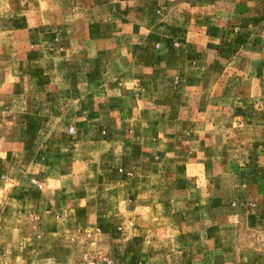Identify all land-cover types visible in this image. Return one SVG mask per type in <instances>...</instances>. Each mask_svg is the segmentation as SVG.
Returning <instances> with one entry per match:
<instances>
[{"label": "crops", "instance_id": "obj_1", "mask_svg": "<svg viewBox=\"0 0 264 264\" xmlns=\"http://www.w3.org/2000/svg\"><path fill=\"white\" fill-rule=\"evenodd\" d=\"M104 259L264 264V0H0V264Z\"/></svg>", "mask_w": 264, "mask_h": 264}, {"label": "built area", "instance_id": "obj_2", "mask_svg": "<svg viewBox=\"0 0 264 264\" xmlns=\"http://www.w3.org/2000/svg\"><path fill=\"white\" fill-rule=\"evenodd\" d=\"M177 45V44H175ZM72 130V128H71ZM97 264H126L125 262H121V261H114L112 259H104L101 262L97 263Z\"/></svg>", "mask_w": 264, "mask_h": 264}]
</instances>
